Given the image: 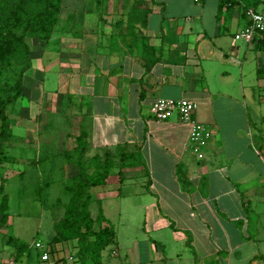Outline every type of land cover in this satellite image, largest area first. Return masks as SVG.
Returning a JSON list of instances; mask_svg holds the SVG:
<instances>
[{"label":"crops","instance_id":"obj_1","mask_svg":"<svg viewBox=\"0 0 264 264\" xmlns=\"http://www.w3.org/2000/svg\"><path fill=\"white\" fill-rule=\"evenodd\" d=\"M73 1L40 50L38 43L30 48L27 77L41 83V99L49 98L50 72L74 81L77 90L59 97L86 145L121 148L143 167L146 187H128V179L100 186L99 212L90 209L115 228L103 264H264V36L252 43L242 36L247 11L262 9L264 0H147V24L133 30V0L128 8ZM158 97L197 104L195 118L212 131L202 158L177 114L155 118ZM40 147L45 154H12L9 163L37 178L65 175L52 138ZM56 234L49 233L50 243ZM51 246L50 262L41 264H73L76 240Z\"/></svg>","mask_w":264,"mask_h":264},{"label":"rangeland","instance_id":"obj_2","mask_svg":"<svg viewBox=\"0 0 264 264\" xmlns=\"http://www.w3.org/2000/svg\"><path fill=\"white\" fill-rule=\"evenodd\" d=\"M113 1L115 4L116 1L121 2V8L122 5L124 8L129 7V3L124 0ZM64 4L66 7L61 13L63 16L75 6L73 0H64ZM78 15L80 20L81 16ZM26 40L30 48L34 47V43H38L39 50L45 42L38 37H28ZM54 49V46L50 45L48 49L50 51L47 52V55H52ZM15 65L1 66L3 74H0V85L7 81L16 84L20 70L25 66V63ZM30 69L26 70L23 75L24 96L7 107L11 128L3 146L8 162L0 165V185L4 184V195L8 197L6 211L8 217L6 222H3L6 226L0 228V264H6L5 261L10 256L12 257L9 258L7 264L11 261L19 264H41L42 250L37 248L35 243L37 241L49 242V233L53 232L56 229L55 225L62 220L65 207L71 197L69 188L76 185V178L80 172L77 163L79 154L77 137L80 132L75 129L73 118L66 116V113L69 115L64 107L66 100L59 97V94H65L68 88L71 89V92L77 90L79 85L74 81L69 85L66 83L68 79H65V82L64 78L59 77L57 72H50L44 85L50 95L48 99H41V83L32 82L27 77ZM0 95L2 94L0 93ZM75 101L77 102V100ZM68 130L71 132L65 136L66 132H69ZM51 138L56 150L59 146L58 154L54 152L53 157L55 159L63 157L62 159L65 160V175L58 174V179L56 177L42 179L41 173H39L37 178L36 173L27 172L24 164L14 163L13 160L9 163L11 159L9 155L12 156V154L23 155L26 151L31 155H37L39 152L45 154L40 143L49 144ZM62 150H64V155ZM85 154L86 172L90 176L103 173L107 157L112 161L111 173L105 183L93 186L90 190L93 197L90 206L92 213L97 214L99 212L101 204L99 199H103L105 196V190L100 186L110 184L109 187L114 189L115 187L111 183L124 182L128 179L132 182L129 183L128 187H146L147 180H142L143 167L137 157L130 156L129 152H124L121 148L112 152L109 149L96 150L86 145ZM54 166H58L57 162L54 163ZM54 183L58 184L51 187V191L45 188V186L50 187ZM2 197L3 195L0 196V203ZM111 203L107 212L113 216L116 214L117 203L115 201Z\"/></svg>","mask_w":264,"mask_h":264},{"label":"trees","instance_id":"obj_3","mask_svg":"<svg viewBox=\"0 0 264 264\" xmlns=\"http://www.w3.org/2000/svg\"><path fill=\"white\" fill-rule=\"evenodd\" d=\"M100 8L108 0H95ZM129 3L131 0H124ZM64 0H0V74L1 66L21 65L16 84L7 81L0 85V165L8 162L4 154L3 142L10 132L7 107L24 96V73L32 67L31 50L28 37H38L47 41L52 35L63 11ZM152 12L151 3L147 0H133L128 11L127 28H137V23L146 26L148 16ZM137 36V34H136ZM15 65V66H16ZM80 172L76 185L70 187L71 197L65 207L62 220L55 225L57 234L51 243L76 240V258L80 264H103L102 253L115 239V228L100 212L94 219L90 211L93 186L102 185L111 173L112 161L106 158L103 173L90 176L86 172L84 134L77 137ZM134 155L132 153L129 154ZM1 222L7 220L8 197L4 195V184L0 185Z\"/></svg>","mask_w":264,"mask_h":264},{"label":"built area","instance_id":"obj_4","mask_svg":"<svg viewBox=\"0 0 264 264\" xmlns=\"http://www.w3.org/2000/svg\"><path fill=\"white\" fill-rule=\"evenodd\" d=\"M248 23L242 31L244 39L252 43L257 38L264 36V7L260 10L249 9L247 11ZM197 104L192 100H174L158 97L152 105V112L159 121L170 119L177 114L180 120L190 126V142L195 153L202 158L204 156L202 148L204 144L212 138V131L206 125L195 118ZM35 246L42 250L41 261L50 262L52 246L50 242L37 241ZM76 254L69 255V261L73 264L77 262ZM8 264H19L11 261Z\"/></svg>","mask_w":264,"mask_h":264}]
</instances>
